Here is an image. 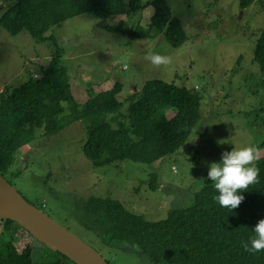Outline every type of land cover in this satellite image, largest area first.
I'll return each instance as SVG.
<instances>
[{"label":"rangeland","instance_id":"obj_1","mask_svg":"<svg viewBox=\"0 0 264 264\" xmlns=\"http://www.w3.org/2000/svg\"><path fill=\"white\" fill-rule=\"evenodd\" d=\"M146 3L150 0H141ZM183 23L186 39L172 47L163 33L140 37L153 7L103 18L113 29L97 25L100 19L85 12L52 26L63 49L62 64L69 73L71 93L82 104L94 93L122 85L117 95L127 112L134 94L146 81L160 79L201 95V119L183 145L153 164L124 159L94 166L83 153L87 122L64 123L47 135L35 127L34 138L16 154L5 178L31 204L42 209L72 233L91 244L111 264H153L130 244L107 245L87 229L84 203L90 197H111L148 220H160L173 208L191 203L194 193L211 180L208 166L223 151L256 146L264 138L263 73L254 60L257 38L264 28V0L240 8L239 0H166ZM129 0H124L127 7ZM8 3L0 0V16ZM118 29V30H117ZM54 51L50 39L38 40L26 29L17 34L0 25V90L17 87L29 76L38 77ZM166 56L154 65L146 57ZM66 105V103H64ZM175 110L170 108L171 117ZM65 115V114H64ZM258 158L264 149H256ZM255 164V161H254ZM1 224V223H0ZM15 246H42L18 231Z\"/></svg>","mask_w":264,"mask_h":264},{"label":"trees","instance_id":"obj_2","mask_svg":"<svg viewBox=\"0 0 264 264\" xmlns=\"http://www.w3.org/2000/svg\"><path fill=\"white\" fill-rule=\"evenodd\" d=\"M5 1L8 5L0 25L11 34L26 29L38 40L50 39L54 51L40 76H29L19 86L0 91L2 176L10 171L18 150L34 138L38 126L49 135L59 132L64 123L86 121L82 150L94 166L124 159L157 163L185 143L201 119L199 93L151 79L139 97L134 94L128 99L125 114L120 110L123 102L117 98L120 83L97 93L90 90L88 99L80 104L71 93L68 69L62 64L63 49L53 35L45 36L50 27L85 12L101 20L152 6L148 27H136L134 33L140 37H152L154 31L163 33L172 47H178L186 39L185 29L166 0H129L127 7L124 0ZM253 1L239 0V6L245 8ZM103 22L97 25L108 29L121 26ZM254 60L264 75V28L255 44ZM170 108L175 110L171 117L167 114ZM260 111L264 114V107ZM255 147L264 149V138ZM255 166L259 169L257 182L240 190L243 199L231 211L214 201L216 191L210 181L194 193L190 204L171 209L160 220L135 214L111 197H90L84 203L82 222L105 244H130L153 264H264V249L248 252L242 247L252 235L251 228L264 218V156ZM0 223V264H75L39 241L40 251L27 244L18 249L17 232L32 235L10 219H0Z\"/></svg>","mask_w":264,"mask_h":264},{"label":"water","instance_id":"obj_3","mask_svg":"<svg viewBox=\"0 0 264 264\" xmlns=\"http://www.w3.org/2000/svg\"><path fill=\"white\" fill-rule=\"evenodd\" d=\"M0 219L18 223L37 241L65 255L75 264H111L91 244L26 200L1 174Z\"/></svg>","mask_w":264,"mask_h":264},{"label":"clouds","instance_id":"obj_4","mask_svg":"<svg viewBox=\"0 0 264 264\" xmlns=\"http://www.w3.org/2000/svg\"><path fill=\"white\" fill-rule=\"evenodd\" d=\"M146 58L154 65L168 62L166 56L159 54L149 53ZM257 159L256 147L247 145L223 151L218 162L209 164L207 177L216 191L213 199L221 208L231 211L243 199L240 190L247 189L257 182L259 169L254 164ZM251 232L252 235L242 247L248 252H259L264 249V218L255 223Z\"/></svg>","mask_w":264,"mask_h":264}]
</instances>
